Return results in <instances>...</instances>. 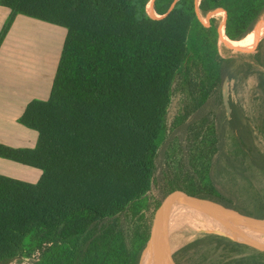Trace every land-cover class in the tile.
<instances>
[{"label":"trees","instance_id":"trees-1","mask_svg":"<svg viewBox=\"0 0 264 264\" xmlns=\"http://www.w3.org/2000/svg\"><path fill=\"white\" fill-rule=\"evenodd\" d=\"M150 1L0 0L10 10L0 44L18 14L66 29L49 97L18 119L37 131L35 147L0 143V157L41 170L35 183L0 175V264H139L159 205L154 185L165 194L189 174H234L264 219V70L255 69L264 38L254 52L224 56L216 19L205 25L197 13L223 8L225 35L239 41L264 0H154L157 19ZM176 156L181 166L162 169ZM192 234L179 264H264L249 245Z\"/></svg>","mask_w":264,"mask_h":264},{"label":"crops","instance_id":"crops-1","mask_svg":"<svg viewBox=\"0 0 264 264\" xmlns=\"http://www.w3.org/2000/svg\"><path fill=\"white\" fill-rule=\"evenodd\" d=\"M9 13L0 4V30ZM44 22L18 14L0 44V143L12 148L35 147L37 131L19 123L18 119L30 100L49 97L60 56L61 50L56 55L55 50L50 53L48 33L54 29H49ZM51 56L56 58V65L49 64ZM0 175L35 183L41 170L0 157Z\"/></svg>","mask_w":264,"mask_h":264},{"label":"rangeland","instance_id":"rangeland-1","mask_svg":"<svg viewBox=\"0 0 264 264\" xmlns=\"http://www.w3.org/2000/svg\"><path fill=\"white\" fill-rule=\"evenodd\" d=\"M150 2L147 5L148 14L153 19L160 18L161 16L157 15L153 9H150V7H149ZM197 4H198V1H197ZM152 7H153V5H152ZM222 10H224V9L223 8H213L211 10H208L205 13H201L199 11V9L197 8L198 16H199V18L203 24L209 25L212 18L216 19L217 31H218V41H219L218 43H219V50H220L221 54L224 56H228V55H235V54H239V53L254 52L258 43L262 40V38H264V27H262V26H264V16L258 20V22L256 23V25L253 29V30L256 29L258 31L259 30L262 31V34L258 38L259 40L256 39L254 42H252L250 45H248L249 47L248 46L245 47V39H242L239 41H234L229 45L227 42H225L223 39L220 38V27L222 25H224V27H225V22H226V17H227V12L224 11L225 12L224 13ZM43 24L45 26H48L49 29H52V30L54 29L52 32L49 31L48 35H49V39L51 40V44H50L51 52L50 53H52L55 50L56 51L55 55H56L57 51H60L61 47L63 45L62 43H63L64 37H65L66 29L62 26L53 25V24H50L48 22H44ZM2 28H3V26H2ZM2 28H1V30H2ZM1 30H0V32H1ZM55 59L56 58H54V56L49 57V64L55 63V65H56ZM33 99H39V98H33ZM248 105H249L250 111L255 112V113L259 112L261 110V107H262L261 102L256 101V99L252 98L251 95L249 96ZM167 158H168L167 156L164 157V159H167ZM172 160L171 161L166 160L167 163L165 161L166 164L164 163L162 169H164V168L167 169V168L171 167V165L172 166H177V165L181 166L183 164V161H184L182 156H176V158L174 159V162H172ZM168 162H169V164H168ZM196 162H200V160H196ZM161 173L162 172H160V174ZM160 174H159V176H160ZM217 179H218V182L229 186L230 188L239 192L241 195H243L246 198L245 191H244V194L241 191L242 181L239 178H237L234 174H231V173L230 174H222ZM254 181H255V179H254ZM259 181L260 180L258 178H256V184ZM188 188L190 189V187H188ZM188 188L183 191L181 196H183L186 192L189 191ZM152 193H153L154 197L158 196L159 204H160V201H161L164 193L159 195V190H158V187L156 186V184L153 187ZM181 196L175 198L177 203H178V199H180ZM179 203H180V200H179ZM179 203H178V208H179ZM158 207H159V205H158ZM158 207H157V209H158ZM178 208L174 212H171V213L172 214L177 213ZM157 209L154 212H151V214H150L152 217V224H153V221L155 219ZM186 221L189 222V224L184 225V223ZM184 223L180 229L179 236H178V244H177L178 248H181L183 245H185L186 243L191 241L196 236V234H192V231L216 232V233L225 235L234 241H238V242H242V243H247L249 241V231L250 230H249V225H248L247 221L243 218V216L239 212V210H237L235 207H233L232 205H229V204H226V206L223 210L215 209V208L208 207V206H201V207L195 209L194 211H192L188 215V217L184 221ZM154 234H155V236H153ZM153 237H154V239H153ZM160 242H161V240L158 237L157 232L152 229L151 237L149 239V242H148L146 248L144 249V251L141 255V259H140L139 264H161V261H160ZM21 263L27 264V263H30V261L28 259H23ZM9 264H17V263L15 261H13V262H10Z\"/></svg>","mask_w":264,"mask_h":264},{"label":"water","instance_id":"water-1","mask_svg":"<svg viewBox=\"0 0 264 264\" xmlns=\"http://www.w3.org/2000/svg\"><path fill=\"white\" fill-rule=\"evenodd\" d=\"M151 1L153 5L154 0ZM255 69L264 70V67L257 66ZM187 188L189 191L181 196ZM179 196H181L178 199L180 200L179 208L177 213L172 214L169 206ZM208 203H225L239 210L250 230L249 241L244 244L264 252V219L255 215L254 208L247 198L210 177L189 174L176 180L165 192L152 224V229L157 232L161 240V264H179L177 244L180 229L192 211Z\"/></svg>","mask_w":264,"mask_h":264},{"label":"bare ground","instance_id":"bare-ground-1","mask_svg":"<svg viewBox=\"0 0 264 264\" xmlns=\"http://www.w3.org/2000/svg\"><path fill=\"white\" fill-rule=\"evenodd\" d=\"M149 4V3H148ZM150 9H152V1L150 2L149 5ZM223 11V10H222ZM224 12V11H223ZM223 24V23H222ZM264 27V26H262ZM259 28V27H258ZM257 28V29H258ZM262 34L261 30H253L251 31L244 39H245V47H247L248 45H250L252 42H254L256 39H258L260 37V35ZM220 38L223 39L225 42H227L229 45L234 42V40H230L226 35H225V29H224V25H222L220 27ZM259 40V39H258ZM249 47V46H248ZM208 207H212L215 209H219V210H223L225 208V206H208ZM185 224H189V222H185ZM155 236V234L153 235ZM154 239V237H153Z\"/></svg>","mask_w":264,"mask_h":264}]
</instances>
